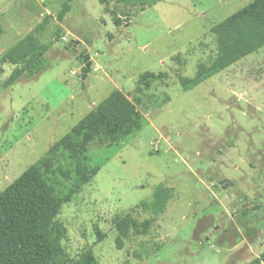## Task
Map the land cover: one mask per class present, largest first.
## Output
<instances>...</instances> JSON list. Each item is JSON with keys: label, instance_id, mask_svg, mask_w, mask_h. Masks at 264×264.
<instances>
[{"label": "rangeland", "instance_id": "rangeland-1", "mask_svg": "<svg viewBox=\"0 0 264 264\" xmlns=\"http://www.w3.org/2000/svg\"><path fill=\"white\" fill-rule=\"evenodd\" d=\"M64 1L0 0V56L47 14L42 40L55 41L33 78L6 88L14 65H2L0 193L48 157L55 171L48 176L66 193L74 164L50 148L119 89L143 125L114 143L88 145L89 164L100 169L58 215L69 255L92 249L100 264H251L264 253V47L192 89L183 81L216 55L211 28L252 0H156L144 11L111 2L120 27L99 0H74L59 23ZM71 40L78 54L66 49ZM86 54L92 66L84 77L78 55ZM146 72L153 75L141 81ZM158 186L173 193L157 215L141 202ZM127 216L150 221L148 231L121 236Z\"/></svg>", "mask_w": 264, "mask_h": 264}, {"label": "trees", "instance_id": "trees-1", "mask_svg": "<svg viewBox=\"0 0 264 264\" xmlns=\"http://www.w3.org/2000/svg\"><path fill=\"white\" fill-rule=\"evenodd\" d=\"M74 0H65L56 15L63 23L72 9ZM105 4L116 26L123 24L115 9H110L111 2H132L141 11L156 4V0H99ZM53 18L47 14L36 29L25 35L16 44L0 56V75L2 65H14L9 77L4 82L11 87L23 78H33L47 68V52L55 41H43L42 34ZM62 27L58 26L56 36L60 37ZM217 43V53L209 62L198 64L194 78L184 80L185 89L189 90L210 77L232 66L241 59L264 47V0H252L247 6L231 14L211 28ZM2 28L0 26V34ZM57 41V40H56ZM153 75L146 72L141 81ZM143 125V115L137 104L124 92L115 89L98 105L89 111L68 134L55 142L50 148L51 157L66 151L74 164V182L64 194H59L57 187L48 174L53 160L48 157L32 165L4 191L0 193V264H100L92 249L86 250L78 258H72L66 250L63 240L68 229L58 218L62 206L71 200L84 184L97 174L98 168H92L87 157L90 143H114L121 137L134 134ZM68 176V170H59ZM63 171V172H62ZM68 171V172H67ZM171 188L158 186L151 201H142L145 210L155 214L162 213L167 202L172 198ZM150 221L142 223L132 217L123 218L120 234L126 236L129 230L145 234ZM120 245H121V239ZM264 253L251 264H261Z\"/></svg>", "mask_w": 264, "mask_h": 264}, {"label": "water", "instance_id": "water-1", "mask_svg": "<svg viewBox=\"0 0 264 264\" xmlns=\"http://www.w3.org/2000/svg\"><path fill=\"white\" fill-rule=\"evenodd\" d=\"M79 41L78 40H71L70 43L66 46V49L71 51L73 54H78V45ZM78 61L82 65V74L84 77L86 74L90 71L91 66H92V60H91V55L86 54V55H78ZM224 183V181H221V184Z\"/></svg>", "mask_w": 264, "mask_h": 264}, {"label": "built area", "instance_id": "built-area-1", "mask_svg": "<svg viewBox=\"0 0 264 264\" xmlns=\"http://www.w3.org/2000/svg\"><path fill=\"white\" fill-rule=\"evenodd\" d=\"M64 41H67V38L66 37H64ZM74 74H76V72Z\"/></svg>", "mask_w": 264, "mask_h": 264}]
</instances>
